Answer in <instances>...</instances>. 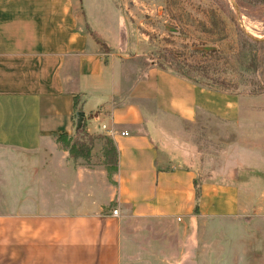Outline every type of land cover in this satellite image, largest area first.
Segmentation results:
<instances>
[{"label": "crops", "instance_id": "1", "mask_svg": "<svg viewBox=\"0 0 264 264\" xmlns=\"http://www.w3.org/2000/svg\"><path fill=\"white\" fill-rule=\"evenodd\" d=\"M112 16L96 28L81 0H0V264H264V156L231 175L204 161L196 212L199 165L182 161L183 126L213 113L239 129L241 103L129 54ZM74 94L87 134L115 146L109 176L100 140L74 161L55 141L77 132ZM232 131L219 159L242 154Z\"/></svg>", "mask_w": 264, "mask_h": 264}, {"label": "rangeland", "instance_id": "2", "mask_svg": "<svg viewBox=\"0 0 264 264\" xmlns=\"http://www.w3.org/2000/svg\"><path fill=\"white\" fill-rule=\"evenodd\" d=\"M81 1L88 23L96 28L112 25V10L116 8L129 42L127 52L139 55L141 62L145 59L161 63L167 69H176V65L180 69L181 64H187L195 69L190 74L197 75L202 82L206 75L229 84L225 86L227 90L216 93L196 84L210 90L211 101L216 104L229 102V109L232 103H241L242 119L238 129L229 123L220 125L219 115L200 113L194 126L182 127V161L190 166L199 165L196 180L206 175L204 161L211 168L229 169V175L235 171L231 167L234 162L244 167L257 166L258 156H264V0ZM104 37L115 41L112 31ZM217 93L221 99L215 98ZM231 117L227 114L228 119ZM220 129L224 131L221 134ZM232 129L241 136L237 150L241 149L242 154L239 158L219 159V152L226 145L218 140L224 138L229 144L235 137ZM95 155L93 161L101 163L103 158Z\"/></svg>", "mask_w": 264, "mask_h": 264}, {"label": "trees", "instance_id": "3", "mask_svg": "<svg viewBox=\"0 0 264 264\" xmlns=\"http://www.w3.org/2000/svg\"><path fill=\"white\" fill-rule=\"evenodd\" d=\"M93 34V33H92ZM94 35V34H93ZM153 64L159 69L169 70L176 75L189 80L194 84H199L205 86L209 89L223 92L227 90L225 86L229 85L225 83L223 80L218 78H210L205 77V82L199 80L198 76L190 73L194 72L195 69L187 64H181L180 69L176 65V69H167L161 63L153 62ZM80 98L78 94H74L72 96V107L74 111L79 110L80 106ZM75 116V114H74ZM76 117V116H75ZM84 121L80 122V125L77 128V132L74 135L67 136L66 134H58L55 136V141L58 143L59 147L67 152V159L70 161H74L77 158H82L87 160L90 155V149L93 145L94 139L100 140L101 143V153H102V164L106 170L108 176L112 173L116 168V149L112 141L105 135H96L90 136L87 134L84 128ZM193 189H194V206L193 211L196 212L197 209V200L199 198V181L196 178L192 180Z\"/></svg>", "mask_w": 264, "mask_h": 264}, {"label": "water", "instance_id": "4", "mask_svg": "<svg viewBox=\"0 0 264 264\" xmlns=\"http://www.w3.org/2000/svg\"><path fill=\"white\" fill-rule=\"evenodd\" d=\"M75 125L76 128H78V126L80 125L81 119H82V112L81 111H76L75 112Z\"/></svg>", "mask_w": 264, "mask_h": 264}, {"label": "built area", "instance_id": "5", "mask_svg": "<svg viewBox=\"0 0 264 264\" xmlns=\"http://www.w3.org/2000/svg\"><path fill=\"white\" fill-rule=\"evenodd\" d=\"M122 134H126V132H122ZM112 215H116L117 214V209L113 208L110 212Z\"/></svg>", "mask_w": 264, "mask_h": 264}]
</instances>
